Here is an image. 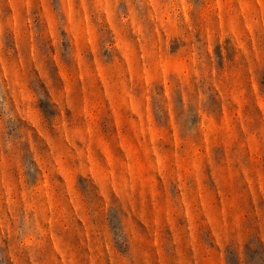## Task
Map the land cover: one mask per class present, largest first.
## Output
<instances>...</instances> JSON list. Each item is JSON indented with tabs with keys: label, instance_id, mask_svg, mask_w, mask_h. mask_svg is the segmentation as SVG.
I'll return each mask as SVG.
<instances>
[{
	"label": "rangeland",
	"instance_id": "rangeland-1",
	"mask_svg": "<svg viewBox=\"0 0 264 264\" xmlns=\"http://www.w3.org/2000/svg\"><path fill=\"white\" fill-rule=\"evenodd\" d=\"M0 264H264V0H0Z\"/></svg>",
	"mask_w": 264,
	"mask_h": 264
}]
</instances>
